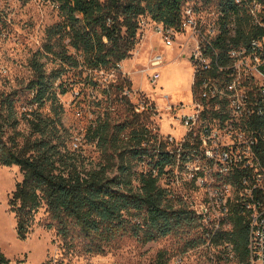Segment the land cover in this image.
<instances>
[{"label":"trees","instance_id":"1","mask_svg":"<svg viewBox=\"0 0 264 264\" xmlns=\"http://www.w3.org/2000/svg\"><path fill=\"white\" fill-rule=\"evenodd\" d=\"M48 1L58 18L45 28L41 50L29 59L31 77L0 90V164L16 165L21 173L7 201L17 236L26 237L40 207L49 218L46 227H54L63 239L76 233L94 252L103 251L117 236L128 234L146 242L182 225L197 226L196 217L161 183L181 166V157L177 159L156 130L152 105L143 104L137 111L129 101L124 92L130 81L121 77L117 64L131 55L147 22L181 30L187 3L197 9L214 5L222 40L218 46L223 48L227 38L238 42L249 37L244 16L238 15L232 0ZM233 15L236 34L230 36L226 25ZM46 54L57 63L50 70L41 60ZM112 69V78L99 74ZM68 72L76 78L63 77ZM102 78L103 99L96 100L82 136L99 158L85 162L80 148L69 145L71 132L62 121L59 95L79 82V93L89 85L94 88ZM231 221L221 238L232 243L235 262L244 264L247 224L236 210ZM0 264L24 262H12L0 250ZM148 264H167L165 251L158 250Z\"/></svg>","mask_w":264,"mask_h":264},{"label":"built area","instance_id":"2","mask_svg":"<svg viewBox=\"0 0 264 264\" xmlns=\"http://www.w3.org/2000/svg\"><path fill=\"white\" fill-rule=\"evenodd\" d=\"M232 2L250 35L238 42L227 38L224 48L218 46L219 12L183 6L181 30L192 41L190 99L181 109L179 139L169 132L162 138L181 157V202L196 217L199 243L218 247V259L234 260L232 243L221 235L231 229L236 210L247 224L244 264H264V0ZM153 24L162 43L172 45L175 30ZM226 27L235 36L234 15ZM163 59L160 52L148 59L151 84Z\"/></svg>","mask_w":264,"mask_h":264},{"label":"rangeland","instance_id":"3","mask_svg":"<svg viewBox=\"0 0 264 264\" xmlns=\"http://www.w3.org/2000/svg\"><path fill=\"white\" fill-rule=\"evenodd\" d=\"M207 8H211L208 10L211 11L214 5L209 4ZM202 15L210 17L211 13L204 11ZM57 18V9L48 0H0V90L7 91L31 77L29 59L35 51L41 50L45 28ZM153 25L152 22L146 23L127 62L125 59L120 61L117 71L121 77L130 81V89L124 93L137 107L136 110L142 109L143 104H151L155 109L151 119L158 133L164 136L166 134L163 131L177 129L176 139H179L181 128L178 122L181 109H185L182 106L190 99L191 69L188 54L192 41L187 39L188 33L182 29L175 31L172 45L166 46ZM186 42L189 44L185 46ZM155 52H160L164 59L155 69L159 72L157 82L151 84L146 75L150 73L147 62ZM41 60L45 62L47 70L57 65L51 54H46ZM114 73V69L99 72L108 79ZM65 76L76 78L71 72L63 75ZM104 78L94 88L89 85L79 93V82L59 95L63 106L62 121L71 132L69 145L74 149L80 148L85 162H95L99 158L94 145L86 143L82 136L85 125L93 117V111L97 107L96 100L103 99L101 89L106 83ZM172 172L169 178H162L161 183L169 187L181 200V193L184 194V189L181 188V166L174 167ZM20 178L18 166L0 164V250L12 262L22 260L24 264H148L156 252L163 249L167 264H181V254L184 256V264H239L235 259L216 258L218 247L211 249L200 244L195 223L182 225L173 233L146 242L128 234L117 236L104 246L103 251L94 252L87 250L86 240L76 233L63 239L55 233L54 227H46L49 218L43 207H40L29 233L25 238H19L7 201L15 182ZM187 192L185 190V195ZM192 241L196 243L189 244Z\"/></svg>","mask_w":264,"mask_h":264},{"label":"crops","instance_id":"4","mask_svg":"<svg viewBox=\"0 0 264 264\" xmlns=\"http://www.w3.org/2000/svg\"><path fill=\"white\" fill-rule=\"evenodd\" d=\"M142 35H143V36H142V38H143V37H144V33H143ZM124 61L127 62V59H125ZM176 130H177V129H172V130H170V131H163V132H164V133H167V132L172 133V132H173V133H172L173 135H177Z\"/></svg>","mask_w":264,"mask_h":264}]
</instances>
